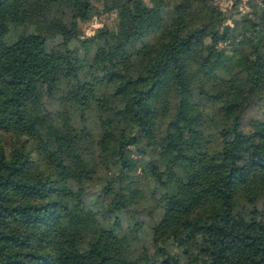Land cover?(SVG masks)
Segmentation results:
<instances>
[{"label": "trees", "instance_id": "trees-1", "mask_svg": "<svg viewBox=\"0 0 264 264\" xmlns=\"http://www.w3.org/2000/svg\"><path fill=\"white\" fill-rule=\"evenodd\" d=\"M0 264H264V0H0Z\"/></svg>", "mask_w": 264, "mask_h": 264}, {"label": "rangeland", "instance_id": "rangeland-1", "mask_svg": "<svg viewBox=\"0 0 264 264\" xmlns=\"http://www.w3.org/2000/svg\"><path fill=\"white\" fill-rule=\"evenodd\" d=\"M226 1H227V0H223V2H225V3H226ZM97 24H98V23L93 22L92 25H91V27H90V29H89V26H88V27L86 28V31L89 32V33L92 32L94 26H98V25H99V24H98V25H97ZM88 29H89V30H88ZM254 114H255V110L252 109V108H250V109H248V111H247V113H246V116L249 117V116L254 115Z\"/></svg>", "mask_w": 264, "mask_h": 264}]
</instances>
